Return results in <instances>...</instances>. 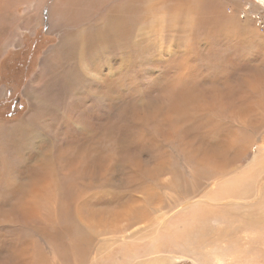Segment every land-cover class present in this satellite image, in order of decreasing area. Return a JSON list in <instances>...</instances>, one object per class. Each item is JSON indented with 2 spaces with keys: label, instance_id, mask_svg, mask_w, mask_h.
<instances>
[{
  "label": "rangeland",
  "instance_id": "obj_1",
  "mask_svg": "<svg viewBox=\"0 0 264 264\" xmlns=\"http://www.w3.org/2000/svg\"><path fill=\"white\" fill-rule=\"evenodd\" d=\"M0 264H264V0H0Z\"/></svg>",
  "mask_w": 264,
  "mask_h": 264
},
{
  "label": "bare ground",
  "instance_id": "obj_2",
  "mask_svg": "<svg viewBox=\"0 0 264 264\" xmlns=\"http://www.w3.org/2000/svg\"><path fill=\"white\" fill-rule=\"evenodd\" d=\"M172 1V0H171ZM183 1V0H182ZM170 2V1H169ZM178 3V2H177ZM187 3V2H186ZM181 4V3H180ZM184 4V3H183ZM189 5V4H188ZM177 6V5H176ZM179 7V6H178ZM171 9H172V7H170ZM169 8V10H171ZM177 8V7H176ZM191 8V7H190ZM174 10H175V7H174ZM172 11V10H171ZM169 13V12H168ZM173 13V12H172ZM171 14V13H170ZM182 15V14H181ZM181 15H179V16H181ZM163 16V15H162ZM175 16V15H174ZM176 17H178V15L176 16ZM161 18V17H160ZM179 18H181V17H179ZM164 19V18H163ZM177 20H178V18H176ZM173 22H175V21H173ZM176 24L177 25H180L179 24V22H176ZM181 27V26H180ZM111 30V29H110ZM110 32V31H109ZM108 31H107V29L106 28H103V29H98V30H95L94 31V34H92V35H87V37H93V39H92V45L91 46H89L90 48H95V47H97V48H95L94 50H100V49H102L101 51H100V53L101 52H103V51H105L106 53L105 54H108L111 50L110 49H108V39H109V33ZM81 35V34H80ZM80 38V37H79ZM86 38V37H85ZM97 51V52H98ZM36 162H37V160H36ZM208 213H210V212H208Z\"/></svg>",
  "mask_w": 264,
  "mask_h": 264
}]
</instances>
